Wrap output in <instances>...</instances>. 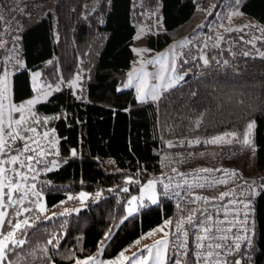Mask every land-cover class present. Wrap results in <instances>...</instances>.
<instances>
[{"label": "trees", "instance_id": "obj_1", "mask_svg": "<svg viewBox=\"0 0 264 264\" xmlns=\"http://www.w3.org/2000/svg\"><path fill=\"white\" fill-rule=\"evenodd\" d=\"M196 4L207 10H197ZM235 4L245 17L264 27V0H53L42 17L22 16L13 0L5 20L18 18L24 24L18 51L26 64L12 77L16 98L30 90L32 71H41L44 79L62 75L65 82L61 90L39 112L66 113L65 118L52 122L63 160L58 168L49 165L51 170L41 173L36 182L44 193L40 199L47 211L34 209L26 214L34 223L26 228V243L14 246L13 264H49L50 260L72 264L67 257L96 253L102 239L106 243L101 259L131 249L134 240L175 214L173 205L160 199L142 206L119 224L127 200L152 176L159 178L163 157L178 150L215 148L222 152L224 163L245 176H260L264 184V58L245 56L232 46L227 52L223 44L206 40L212 36L210 25ZM197 13L204 17L197 26L203 28L199 45L204 50L199 54H205L209 64L200 63L198 56L190 55L186 60L180 56L178 70H189L188 75L159 101L141 103L133 88L123 86L133 57L136 26L147 27V46L160 51ZM155 27L166 31H156ZM3 52L0 49V56ZM49 60L53 63H47ZM77 73L83 79L69 85L66 81ZM201 113L199 127L189 130L190 121H196ZM250 120L255 121V155L237 142ZM232 131L238 133V137L230 138L232 142L228 138L211 142L210 138ZM171 138L178 139L169 146ZM194 139L200 142L189 143ZM73 148L76 156L71 155ZM128 175L134 178L132 182L123 179ZM81 191L91 194L83 205L76 204ZM49 213L57 215L45 220ZM50 239L52 243H48ZM243 249L249 251L252 264H264L262 187L257 193L252 246ZM242 264H246L245 259Z\"/></svg>", "mask_w": 264, "mask_h": 264}, {"label": "snow or ice", "instance_id": "obj_2", "mask_svg": "<svg viewBox=\"0 0 264 264\" xmlns=\"http://www.w3.org/2000/svg\"><path fill=\"white\" fill-rule=\"evenodd\" d=\"M19 3L20 0H16V4L19 5ZM212 7L215 5H209V8ZM196 8L199 11L207 10L200 9L199 4H196ZM17 11L24 13L22 7H18ZM25 14L30 15V13ZM232 15H242V13L238 9H234L227 18L230 20ZM0 21H5L3 14H0ZM157 24H160L159 20H157ZM3 28L5 31L0 33V49H4L6 54L0 56V264H13L14 246L18 248L26 243L24 239L27 235L26 228L31 227L34 223L26 214L31 213L34 209L39 210V213L47 211L46 205L40 199L44 193L38 190L36 181L41 173L51 170L49 165L52 168H58L63 160L60 157L55 139L56 129L52 127V122L65 118L66 113L64 110H60L51 115L46 113L41 115L39 108L51 103V98L61 90L65 81L62 75L55 79H44L41 71H32L29 82L30 90L22 98L17 99L12 77L20 68H26L25 61L20 57L18 51L20 21L16 20L15 25L5 22ZM158 30L166 31V29ZM257 30L264 31V27L257 26ZM11 31H15L17 35L9 36L12 43V47L9 48L8 40L2 37ZM135 38L138 39L139 36ZM243 38L241 37V39ZM260 38L264 39V36ZM254 42V39L249 41V43ZM176 43L182 46L185 41L174 42L166 53H160L151 60L152 63L158 62L160 65L159 71L154 75V79L158 83L149 84L148 78L151 74L147 71H143L142 75L138 76H134L133 71L128 73L127 84H132L135 80L136 99L141 103L148 100L159 101L167 90L179 83V79L168 74L169 69L172 72L176 71L174 60L168 61V53H171L173 57L182 55L175 51ZM145 50L144 47L133 48L137 54H142ZM243 54L248 56L251 53L246 51ZM255 55L264 57V51H257ZM147 62L142 58L139 59L140 65ZM47 63L51 64L53 61L49 60ZM203 63L209 64L206 56L203 57ZM224 63L226 64L228 61ZM80 79L83 77L77 73L73 80L66 82L69 85H74L76 80ZM202 118L203 113L196 118L197 127H199ZM254 125L255 121H248L246 129L242 133V140H237V142L250 147L253 155H255L256 148L253 139ZM231 137H238V133L236 131L221 133L210 139L212 143H218L222 138H229L228 142H232ZM199 142V139L189 141L193 144ZM207 142L205 141V143ZM167 143L169 146L172 145V141H167ZM70 152L72 156L77 155L75 148ZM171 171L175 172L176 169H171ZM200 171L219 170L200 169ZM223 171L230 172L231 176L225 175L222 180H211L207 184L197 180L195 186L204 188L212 187L216 183L227 184L232 177L236 176L239 169H224ZM178 175L182 176L183 173H178ZM236 178L240 179L241 183L251 185L247 189L250 193L255 194L256 187L264 188V184H258L255 179L245 180L242 173ZM123 179L132 182L134 178L128 175ZM160 179H164V173L160 174ZM185 182L188 183L190 195L181 196L176 206L178 209H184L186 204L193 205V207L186 212L181 211L175 221L172 218H166L163 225L174 226V231L170 227L166 235L154 241L151 246L142 245L144 253L137 249L136 252L126 254L127 249H122L114 257L99 259L103 245L106 243V240L102 239L101 247L97 248L96 253L83 258H75V254L72 253L67 258L72 259V264H124L126 261L128 264H242V259L246 260V264H252L249 251L242 248L243 245H247L249 249L252 246V238L249 233L254 232V225L248 223L253 212L251 199L229 202L243 205L242 217L238 214L239 210L235 208L213 206L212 211H209V201L223 200L233 193L225 190L219 192L218 195L205 196L192 191V183ZM47 183H51V181H47ZM156 183V179H149L147 184L141 187L139 197H131L128 205L129 214L137 211L135 202L138 199L142 202L145 196L153 204L158 203L159 194L156 191ZM170 187L169 184L164 185L165 195L169 194ZM237 188V185H233L234 190ZM243 191H238L237 195H243ZM89 195L91 194L83 191L78 193L81 200L88 198ZM99 195L98 192L97 198ZM181 200L184 203H181ZM200 201L204 203L201 204ZM60 203L63 204L64 201H60ZM64 211L68 212L69 209ZM72 211H76V209H72ZM49 215L55 216L57 213H49L43 218L47 220ZM36 219H40V216L37 215ZM163 225H157L143 235L164 231ZM105 237L110 238L108 233H105ZM141 238H137L132 243L138 244ZM48 243H52V240L50 239ZM128 247H132V244H129ZM10 250H12L11 254ZM229 257L232 259L230 260ZM49 264H55V261L50 260Z\"/></svg>", "mask_w": 264, "mask_h": 264}, {"label": "built area", "instance_id": "obj_3", "mask_svg": "<svg viewBox=\"0 0 264 264\" xmlns=\"http://www.w3.org/2000/svg\"><path fill=\"white\" fill-rule=\"evenodd\" d=\"M16 2V0H15ZM53 2V0H20L18 7H22L24 9V13H21L22 16H38L42 17L46 13H48V6ZM13 0H0V14H3L5 17L8 15L11 6H12ZM25 13H30L25 14ZM20 21L21 29L23 27V22L18 19H6L5 22H9L12 25H15V21ZM3 28V25H2ZM3 28V32H4ZM21 32V30H20ZM19 32V36H20ZM17 33L15 31H11L7 35H5L3 38L8 40V47H12L11 40L9 39V36H16ZM57 37V36H56ZM6 53L3 52V55ZM196 126V121H190L188 129L192 130L193 127ZM178 138H171L168 141H175ZM223 155L222 152L219 150L204 146V147H188L183 150H178L175 153L166 154L163 157L162 162V173H164V179H159L158 182V194L160 196V199L166 200L170 202L173 205V208L175 210V214L172 217L173 221L177 218V216L180 214L181 211H187L188 209L192 208L193 205L186 204L184 209H178L177 208V201L180 200L181 196H188L190 195L188 183H192V191H195L197 194H203L205 196H213L218 195L221 191H230L233 194L231 196H226L223 200H217V201H209V211H212V207H228L229 209H238V214L242 217L243 216V205L242 204H232L229 203L233 200L243 201L244 199H251L252 201V208L253 212L251 214V218L248 221L249 224L254 225V232H250L251 238L253 239L254 233H255V210H256V199H257V193L261 187L255 188V194L250 193L247 191L251 185L241 183V180L236 178V176L240 175V171L236 173V176L232 177L227 184L223 183H216L212 187H196V181L199 180L200 183H209L211 180H222L225 175L231 176V173H225L224 169H237L235 166L228 165L223 162L222 160ZM171 169H176L175 172L171 171ZM200 169H213V170H219V171H200ZM178 173H183V175H178ZM243 178L245 180L255 179L257 180L258 184H261V177L254 175V176H245L243 175ZM37 182V181H36ZM169 184L171 187L168 189V195H165V188L164 185ZM233 185H237V189H233ZM240 190L243 191V195H237V192ZM181 203H184V201L181 200ZM201 204H203V201H200ZM231 214V213H230ZM172 230L174 231V226H171ZM247 246V245H246ZM245 247V245L242 246V248ZM231 260L232 257H229Z\"/></svg>", "mask_w": 264, "mask_h": 264}, {"label": "rangeland", "instance_id": "obj_4", "mask_svg": "<svg viewBox=\"0 0 264 264\" xmlns=\"http://www.w3.org/2000/svg\"><path fill=\"white\" fill-rule=\"evenodd\" d=\"M234 9H238V7H236V4L232 5L231 8H229L228 10H224L223 12H221L219 14L218 21H215L214 25H210L211 26L210 30L212 31V36L210 38L206 37V40H209V41L211 40V42L213 41L212 44H216V45L223 44V46H225L224 48L227 50V52H228L229 48L232 46L238 52L244 53L247 51V52L251 53L250 56H252V57H260L258 55H255V53L257 51H264V39L260 38V37L264 36V31H258L257 26H260V25L249 20L243 14L242 15H232L231 19L229 20L227 18V16H228V14L232 13L234 11ZM203 18H201L200 13H197L194 16L193 21L189 25L181 28L179 31H177L171 35L173 39L171 40L170 44L160 51L152 50L147 46L146 35L148 32V29L145 25L138 24L136 26L135 35H134L133 42L131 45L133 57H132V61H131L128 73L130 71H133L134 76H138V75H142L143 71H147L151 74L148 78L149 84L158 83V81H156L154 79V75L156 72L159 71L160 65L158 62L152 63L151 60L155 59L157 57V55L160 53H166L168 51L169 47L172 46L174 42H180V41H185V43L182 46H181V44L176 43L175 51L177 53H182V55H177V56L173 57L171 53H168V61L172 62L174 60V62L176 64V71L172 72L171 69H169V73H168L169 75H173L179 80L181 77L184 78L188 75L189 70H185L182 73H181L180 69L178 70V60H179L180 56L184 57L185 60L187 57H190V55H193L196 58L198 56L200 59H197V60L200 63L204 64L203 63V57L205 54H199L200 49L202 52L204 50L203 47L201 45H199L200 44V42H199L200 33L202 34L203 28L201 26H199L197 28L199 23L202 22ZM245 25H248V27H245ZM260 27H262V26H260ZM142 29H143V32H141ZM155 29H156V31H158L159 28L155 27ZM152 31H153V29H152ZM156 31H153V33H156ZM137 36H139L138 39L135 38ZM241 37H244V38L241 39ZM253 39L255 40V42L249 43V41H251ZM194 46H197L199 48H197V50H196V49H194ZM136 47H144L146 50L142 54H137L136 52L133 51V48H136ZM141 58L144 59L145 61H148V62L145 63L144 65H140L139 59H141ZM262 58H264V57H262ZM187 61H189V59ZM134 62H136V63L134 64ZM128 73H127V78L123 82V86L133 88L135 95H136L135 80L132 84H127ZM77 82H78V80H76L74 86L77 85ZM126 84H127V86H125ZM246 148L248 150L251 149L248 146H246ZM150 179H156V181H157L156 191L158 193V182H159L160 177L155 178L154 176H152ZM147 181L144 182L139 187L138 192L136 194H133L132 196L139 197L140 189L143 185L147 184ZM131 197L126 202L124 215L121 218V220L119 221V224L122 221H124L127 217L136 213L142 206H144L146 204H153L148 199V197L145 196L143 198L142 202L139 199L135 202V206L137 208V211L129 214L128 205L130 203ZM86 201H87V198L84 200H81L79 198V196H77L76 204L78 202V203L83 205V203L86 204ZM159 201H160V196L158 195V202ZM161 225H163V223ZM117 226H118V224H117ZM163 227L165 229L164 231H157L155 234L143 235L142 238L140 239V242L138 244H135L131 249L127 250L126 254L136 252L137 249H139L141 253H144L145 250L142 247V245L151 246L154 243V241H156L157 239H159L161 237H164L166 235V233L169 231V228L171 226L163 225ZM98 258L101 259L100 256ZM124 264H128V262L126 261V262H124Z\"/></svg>", "mask_w": 264, "mask_h": 264}, {"label": "bare ground", "instance_id": "obj_5", "mask_svg": "<svg viewBox=\"0 0 264 264\" xmlns=\"http://www.w3.org/2000/svg\"><path fill=\"white\" fill-rule=\"evenodd\" d=\"M36 17V16H35ZM206 144V143H205Z\"/></svg>", "mask_w": 264, "mask_h": 264}]
</instances>
